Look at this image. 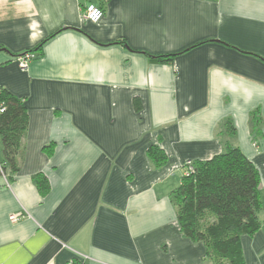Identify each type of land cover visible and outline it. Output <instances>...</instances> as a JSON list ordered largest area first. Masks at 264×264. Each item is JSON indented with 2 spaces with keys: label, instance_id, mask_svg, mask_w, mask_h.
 Segmentation results:
<instances>
[{
  "label": "crops",
  "instance_id": "1",
  "mask_svg": "<svg viewBox=\"0 0 264 264\" xmlns=\"http://www.w3.org/2000/svg\"><path fill=\"white\" fill-rule=\"evenodd\" d=\"M2 89L28 127L16 173L0 139V264H202L170 195L229 145L260 172L264 220V0H0ZM241 245L264 264V227Z\"/></svg>",
  "mask_w": 264,
  "mask_h": 264
},
{
  "label": "trees",
  "instance_id": "2",
  "mask_svg": "<svg viewBox=\"0 0 264 264\" xmlns=\"http://www.w3.org/2000/svg\"><path fill=\"white\" fill-rule=\"evenodd\" d=\"M41 47L42 44L37 51ZM176 56L167 54L155 58L170 64ZM27 127L24 101L8 90H0V139L5 173L8 169L11 173L18 171V156ZM226 127L235 134L231 121H227ZM147 152L156 167L166 165L168 156L161 147L152 145ZM183 170L179 186L170 195L180 232L192 242L204 245L202 264L205 261L245 264L241 238L252 236L264 227V220L259 217L262 210L259 170L238 147L230 145L207 160L187 162ZM36 178L40 192L45 194L48 181L41 175ZM68 264H81V261L74 258Z\"/></svg>",
  "mask_w": 264,
  "mask_h": 264
},
{
  "label": "built area",
  "instance_id": "3",
  "mask_svg": "<svg viewBox=\"0 0 264 264\" xmlns=\"http://www.w3.org/2000/svg\"><path fill=\"white\" fill-rule=\"evenodd\" d=\"M85 16L87 19H90L92 21H98L102 16L103 12L102 10L98 9L95 6H89L86 9ZM35 58V54L33 53H26L20 57L17 58V62L21 68H26L30 64V62ZM10 221L13 223L19 222L22 219V215H16V214H11L10 215ZM81 264H84L81 262Z\"/></svg>",
  "mask_w": 264,
  "mask_h": 264
},
{
  "label": "rangeland",
  "instance_id": "4",
  "mask_svg": "<svg viewBox=\"0 0 264 264\" xmlns=\"http://www.w3.org/2000/svg\"><path fill=\"white\" fill-rule=\"evenodd\" d=\"M28 53V52H27ZM30 53V52H29ZM32 53V52H31Z\"/></svg>",
  "mask_w": 264,
  "mask_h": 264
}]
</instances>
